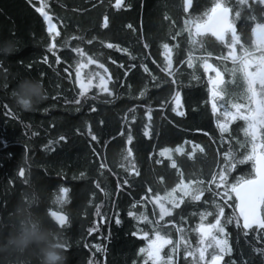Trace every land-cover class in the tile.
<instances>
[{
	"label": "trees",
	"instance_id": "trees-1",
	"mask_svg": "<svg viewBox=\"0 0 264 264\" xmlns=\"http://www.w3.org/2000/svg\"><path fill=\"white\" fill-rule=\"evenodd\" d=\"M213 2L193 0L196 11L192 15L210 9ZM182 4L183 0H121L117 7L116 0H0V41L19 42V51L0 57V216H7L24 197L29 181L43 186L47 213L58 211L67 218L62 226L49 216L65 241L68 264H151L139 249L148 242L143 232L151 234L153 225H145L139 213L159 219L154 195L163 196L181 178L210 180L218 164L223 166V152L229 149V143L238 159L246 154L247 149L236 144L237 140L245 143L243 121L229 125L231 141L228 136L222 140L217 128V119H222L220 113L229 101L244 102L240 99L243 81L238 74L230 77L222 73L227 95L216 101L218 111L213 114L209 93L213 73L205 74L199 59L192 68L180 64L191 47L186 31L176 40L171 38L187 16ZM41 5L56 25L59 35L54 38L35 10ZM252 14L257 16L256 22H264L258 6ZM105 16L109 19L106 30L101 28ZM236 24L238 31L242 29V42L250 46L256 40L251 33L254 22L238 20ZM107 43L116 47L109 49ZM145 43L149 45L146 49ZM49 44L55 46V56L48 51ZM164 44L169 45L172 75L164 71L169 56ZM202 47L212 53L209 63L221 69L232 68L230 61H216L221 48L215 38L206 39ZM76 48L84 55L73 51ZM193 55L199 58L204 52L198 46ZM90 57L98 63L89 64ZM99 63L107 72L98 67ZM79 65L84 66L79 68L78 82ZM141 65L149 72L144 73ZM98 74L110 78L111 96L95 87ZM21 76L39 78L47 90V99L34 111L19 110L10 98ZM89 80L91 85L81 95L80 83L88 84ZM175 91L181 93L178 111H183V116L171 110ZM149 109L151 120L144 116ZM145 124L149 125V137L143 136ZM129 129L134 137L132 144L126 142ZM89 133L97 140H92ZM128 147H132L133 156L125 161L121 150ZM177 147L183 151L177 153ZM162 148L169 149L172 160L160 156ZM156 159L162 163L157 165ZM172 161L182 176L170 167ZM101 164L105 165L103 169ZM133 166L139 175L132 171ZM251 172V162L239 164L229 174L230 182L237 177L248 178ZM61 187L67 189L63 194L59 192ZM204 187L215 191L214 185L205 183ZM212 199V193L205 191L202 201L173 209L174 223L184 230L192 248L199 238L193 229L201 223L200 212L212 211L203 201L210 203ZM234 208L231 204L225 213L233 214ZM130 210L137 219L128 215ZM117 217L119 224L115 222ZM211 220L207 217L204 223ZM134 231L137 236L132 235ZM168 231L172 239L177 238L175 228ZM226 231L232 254L225 256V264H264V256L254 251L264 247V240L255 238L256 232L245 236L234 225L227 226ZM182 249L183 241L176 264H192L191 258L185 260Z\"/></svg>",
	"mask_w": 264,
	"mask_h": 264
},
{
	"label": "snow or ice",
	"instance_id": "snow-or-ice-1",
	"mask_svg": "<svg viewBox=\"0 0 264 264\" xmlns=\"http://www.w3.org/2000/svg\"><path fill=\"white\" fill-rule=\"evenodd\" d=\"M120 4L121 0H116V6L120 7ZM257 6L261 10V19L264 20V0H214L210 9H205L197 16L192 15V12L196 11V4L193 3V0H183L182 8L187 16L180 31L171 37L173 40H176L183 32L186 31L188 33V43L191 47L187 49V56L184 60L180 61V64H187L188 68H192L194 61L199 59L202 61L200 67L203 68L205 74L209 72L214 73V76L209 77V93L213 114H216L218 111L216 101L224 99L227 95L225 88L227 82L224 80L222 73L227 72L230 77L239 75L244 84V92L240 99L244 102L236 103L229 101L228 106L220 113L222 119L219 117L217 119V128L221 133L222 140L225 136H228L229 141H231L229 125L235 121H243L244 127L241 131L246 138L245 143L241 144L237 140L236 144L240 147H245L247 151L242 158L238 159L232 150L231 143H229V149L223 152V166L221 167L218 164V171L212 174L210 180L202 181L189 178L185 181L181 178L170 191H165L163 196L158 193L154 195L153 202L159 208V219L152 220L144 212L139 213V219L145 225H153L151 234L143 232V238L147 239L148 242L145 247L139 249V253L145 255L146 262L150 261L151 264H176L183 241L182 251L186 261L191 258L192 264H225V256L232 254V246L228 238L229 233L226 231L229 225H234L236 230L245 236L254 231L257 233L256 239L264 240V22H256L257 16L252 14ZM35 10L40 13L47 24L49 36L53 38L58 36L59 33L56 31V25L52 23L48 12L44 10V5L37 7ZM238 20L254 22L251 33L254 37H258V43L256 40H253L250 46H246L245 42H242V29L238 31L236 24ZM108 26L109 19L105 16L101 28L106 30ZM128 27L131 28V25ZM209 38H215V41L218 42L221 48V51L215 56L216 61L223 64L230 61L232 64L231 69H221L209 63L212 53L202 47L203 42ZM88 43L91 44L92 40H89ZM198 46L204 52V55L199 58L193 55ZM106 47L112 49L116 46L113 43H107ZM148 47L149 45L145 43L144 48ZM163 47L169 52V56L167 57L168 67L164 71H169L172 66L169 45L164 44ZM48 51L54 56L56 55L54 45L49 44ZM73 51L80 56L84 55L83 51L79 48L73 49ZM45 62H47V58H45ZM88 63L96 64L98 62L90 57ZM83 66L79 65L77 67L76 77L78 82L80 80L79 68ZM98 67L107 72L103 63H99ZM141 67L144 73L149 72L148 67L144 65H141ZM169 75H172L170 71ZM109 79H105L104 76L99 75V82L95 87L111 96ZM91 83V80H89L88 84L80 83L81 95H84ZM171 83L175 85V80L173 79ZM141 95H144L143 91ZM172 98V112L183 116L184 112L178 111L182 106L181 93L179 91L173 92ZM150 112L151 109L144 112V116L148 117L149 120H151ZM148 127V124L144 125V137H149ZM89 135H91L92 140H97L96 135H92L91 133ZM60 139L63 140L64 137L61 136ZM133 140L134 137L129 129L126 142L132 144ZM196 148H200V146L196 145ZM175 151L180 153L183 150L177 147ZM200 151L203 152V149H200ZM149 155L151 156V154ZM188 155L191 156V153H188ZM132 156V147L121 150V158L123 160L127 161ZM160 156H167L169 160H172L167 148L160 150ZM245 162L252 163V172L249 177H237L234 181L230 182L229 174L232 169ZM155 163L159 165L162 161L156 159ZM120 166L124 167L123 164ZM100 167L103 169L105 165L101 164ZM170 167L182 176L181 170L175 161H172ZM132 171L136 175H139V171L134 166ZM132 171L129 172L130 176L132 175ZM21 175H23V169H21ZM161 179L163 178L161 177ZM127 183L128 181L125 180V184ZM205 183L214 185L215 191L212 188L205 189ZM66 191L67 189L63 187L59 189L61 194ZM205 191L212 193L213 199L210 203L207 200L203 201L212 211L206 209L200 212L201 223L193 229L199 238L196 247L192 248L190 242L184 238V230L174 223L172 213L173 209L180 208L181 204L202 201ZM150 192L151 189H149ZM141 199L143 200L144 198L142 197ZM231 204L235 205L233 214L227 215L225 208L230 207ZM97 214H99L98 205ZM48 215L57 224L62 226L66 224L67 218L61 212L51 211L48 212ZM128 215L133 217V219H137L136 214L131 210L128 212ZM166 217L169 219L165 224L163 221ZM207 217L212 218L210 223H204ZM115 222L117 224L120 223L118 217ZM181 223H183V218H181ZM171 228H175L176 230V239H172V233L168 231ZM94 230V228L89 229V232ZM132 235L137 236V232L134 231ZM95 247L98 251L100 250V246ZM162 250L165 252L163 256L161 255ZM254 251L264 256V247L255 248Z\"/></svg>",
	"mask_w": 264,
	"mask_h": 264
},
{
	"label": "clouds",
	"instance_id": "clouds-1",
	"mask_svg": "<svg viewBox=\"0 0 264 264\" xmlns=\"http://www.w3.org/2000/svg\"><path fill=\"white\" fill-rule=\"evenodd\" d=\"M19 51L17 40L0 41V57ZM48 97L43 82L21 76L10 92L21 111H34ZM43 186L29 181L24 197L0 216V264H68L65 241L50 223Z\"/></svg>",
	"mask_w": 264,
	"mask_h": 264
},
{
	"label": "rangeland",
	"instance_id": "rangeland-1",
	"mask_svg": "<svg viewBox=\"0 0 264 264\" xmlns=\"http://www.w3.org/2000/svg\"><path fill=\"white\" fill-rule=\"evenodd\" d=\"M256 40L258 41V37H256ZM213 76H214V73H213Z\"/></svg>",
	"mask_w": 264,
	"mask_h": 264
}]
</instances>
